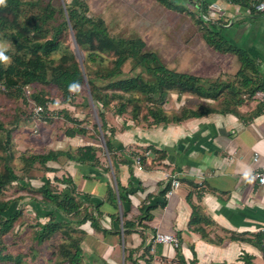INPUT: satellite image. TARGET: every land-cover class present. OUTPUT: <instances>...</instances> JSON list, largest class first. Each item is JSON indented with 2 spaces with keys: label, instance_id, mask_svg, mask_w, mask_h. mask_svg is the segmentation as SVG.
Returning a JSON list of instances; mask_svg holds the SVG:
<instances>
[{
  "label": "trees",
  "instance_id": "trees-1",
  "mask_svg": "<svg viewBox=\"0 0 264 264\" xmlns=\"http://www.w3.org/2000/svg\"><path fill=\"white\" fill-rule=\"evenodd\" d=\"M56 2L58 0H5V5H0V35L2 38L10 40L13 45V50L7 51L11 55V61L7 65H3L0 58V91L15 98H22L28 105L34 103V107L29 112L32 119L37 115L35 113L36 105H41L44 108L42 115L48 111L49 100L46 98L48 85L60 91L64 100L69 101L73 97L72 92L78 93L85 82V74L79 62L63 42L67 39L64 33L70 28L74 31L78 45L87 51L88 62L100 63L95 76L87 74L90 76L88 82L98 109L106 147L110 155L116 153L117 148L112 137L109 136L114 130H108L105 108L114 109L118 115L125 114L131 108L133 119L140 120L143 108L140 102L146 101L147 110L142 119L150 122V125L179 123L215 110L213 105L209 104L200 105L198 109L183 107L180 113L170 117L163 106L171 92L176 91L179 96L192 94L215 100L225 92L221 88L222 83L218 80L205 79L202 76L171 69L163 63L156 52L146 49L147 44L141 38L125 39L111 35L104 18H95L90 15L88 5L84 0H72L65 3V10L61 6L62 11L60 8L58 9ZM170 7H173L172 2H170ZM30 8L32 9L30 10ZM35 9L39 12H34ZM58 12L64 15L65 21L56 25L54 22ZM201 29L210 46L220 52H234L242 61V69L234 75V79L238 81L237 87L233 83L235 80H230L224 85L233 99L241 101L244 94L251 97L258 90L264 91V80H258L255 62L250 60L249 54L245 50L225 42L212 29L207 27ZM8 54L7 56H9ZM56 54L59 56L57 57ZM108 59L111 62L105 66L104 61ZM129 59L135 61V67L143 66L148 78L145 73L135 74L125 79L123 77L116 78L123 72V67ZM97 80L105 81L106 84L103 83L104 85L100 86L96 82ZM114 100H117V104L112 107ZM263 111L264 107H261L254 114L257 115ZM35 118L40 119L37 116ZM0 130L4 134L0 140V148L4 153L3 156H0L4 163L3 170L0 172V264H28L23 255L14 254L8 250L6 243L4 244L5 237L18 231V222L25 215L22 205L16 208L14 206V203L25 196L19 195L13 198L4 196V191L14 181H18L24 188L33 192L30 203L33 204L37 219V229L34 232L35 241L42 244L60 233L63 241L59 245L58 251H54L55 263L58 264L59 261L60 264H84L82 241L85 230L81 227L89 223L96 230L115 233L102 226L103 211L101 208L103 202H97L90 194L79 191L74 177L71 175L61 179L56 177L55 180L44 175L41 186L32 188L30 182H24V179L15 173L11 165V159L14 157V154L9 153L13 139L12 131L1 119ZM85 131V127L71 128L68 133L74 136ZM109 132L110 134H108ZM97 151L98 146L88 144L78 148L76 153L48 150L42 154H30L23 159H25V166L40 165L47 172L56 171L49 168V163L57 162L61 156H66L69 160L82 165L102 168ZM146 151H153L155 154V158L151 159L152 165L155 161L159 162L167 158L165 149L152 147ZM130 153L131 159L136 155L141 156V153L132 150ZM117 158L115 156V160ZM131 159L125 158L123 163L131 164ZM141 159L145 167L150 166L147 162L149 159L145 154L141 156ZM118 162L116 160L114 166H117ZM104 170L109 171V168L105 167ZM116 182L118 195L115 189L110 186L109 197L116 211L113 217L115 216L120 222L117 202L120 199L124 208V203L127 202L130 193V186H123L118 179ZM169 187L170 185H167L163 192L166 193L170 189ZM192 207L191 227L200 232L207 241H213L210 233L202 226L209 225L210 218L202 214L199 206L193 204ZM147 208V204H143L139 217L140 223L143 219L152 218L149 212L150 208ZM125 215L126 210L123 211L122 225L124 236H127L136 231L137 225L136 221L127 220ZM42 218H45L46 221H40ZM231 237L234 240L239 239L252 243L264 254V235L262 233L257 234L254 238H246L242 235ZM158 248H160L158 252L161 253V247L158 246ZM151 250V244L145 247V254L148 255L147 264H151L154 257L153 254H149ZM136 251L138 252L139 249L127 250L125 246V264H141L135 256ZM176 252L175 264H197L196 259L189 262L186 260L181 245L176 248ZM146 255L143 254V257ZM244 259V264H257L252 261V257L249 255L244 256Z\"/></svg>",
  "mask_w": 264,
  "mask_h": 264
},
{
  "label": "crops",
  "instance_id": "crops-1",
  "mask_svg": "<svg viewBox=\"0 0 264 264\" xmlns=\"http://www.w3.org/2000/svg\"><path fill=\"white\" fill-rule=\"evenodd\" d=\"M197 2L195 7L205 17L204 21H199L200 27L212 29L225 42L245 50L250 60L255 62L258 80L263 81L264 13L256 10L255 0ZM201 32L204 33L202 29ZM236 57L232 67L217 66L219 76L214 80L222 83L221 88L225 92L215 100L197 96L199 105H213L214 111L179 123L164 124L156 132L127 129L113 140L117 150L121 151L132 143L131 136H134V143L140 148L135 152L141 153V156L151 153L147 160L150 166L142 164L140 167L135 161L137 155L131 159V150L124 149L123 156L131 159V164L122 161L115 166L118 169L116 179L123 186H130L125 209L120 199L117 202L120 222L113 217L116 211L109 197L110 186L118 195L117 184L114 188L103 168L90 165H87V171L76 168L75 173L81 172L82 181L87 183V187L79 191L90 194L97 202H103L102 226L115 232L104 233L87 223L88 228L93 230L89 235L95 234L100 241L105 239L102 246L105 251L108 248L110 256L116 250L125 252V246L127 250L139 249L138 253L146 255L145 247L151 244L149 254L169 259L168 262L174 264L176 247L155 241L157 233H167L179 237L188 262L196 259L197 264H244V256L249 255L254 263L264 264V254L258 247L231 237L264 235V183L259 181V174L264 173V111L254 114L264 107V103L246 94L241 101H237L239 99L235 100L228 94L224 85L235 80L233 83L237 87L234 75L243 67L239 56ZM194 97L186 95L183 99L185 102V98L191 100ZM152 147L165 149L167 158L152 165L151 159L155 158V154L146 151ZM255 156L259 157L257 161ZM72 176L75 178V174ZM174 178L180 181L179 187L172 194L168 193L169 190L164 193L167 185L171 188ZM143 204L150 208L152 218L143 219L140 223ZM193 204L210 218V224L202 226L213 241H207L191 227ZM124 210L126 219L136 221L137 225L136 231L127 236H124L122 225ZM158 246L162 249L161 253Z\"/></svg>",
  "mask_w": 264,
  "mask_h": 264
},
{
  "label": "rangeland",
  "instance_id": "rangeland-1",
  "mask_svg": "<svg viewBox=\"0 0 264 264\" xmlns=\"http://www.w3.org/2000/svg\"><path fill=\"white\" fill-rule=\"evenodd\" d=\"M71 1L58 0L56 6L58 9H61V6H63L65 10V3ZM84 1L88 5L90 15L95 18H104L111 35L125 39H143L147 44L146 49L156 52L163 63L173 70L198 76L203 75L202 77L205 79L207 77L215 79L219 76L217 66L222 65L227 69L232 67L237 61L238 57L233 52H220L213 49L207 40L205 42L203 38L204 33L201 32L199 22L204 21L205 17L195 7L198 4V0H194V2L190 0ZM170 2H172L173 7H170ZM37 11L39 12V10L35 9L34 12ZM64 21V15L58 12L54 24H61ZM64 34L67 36V39L63 41L64 44L74 54L85 74L84 84L78 93L76 91L72 92L73 97L71 100L65 101L60 91L48 85L46 88V98L49 100L47 103L48 111L44 115H42L43 113L37 114L35 112L36 116L40 119L35 118L36 116L32 119L29 112L34 107V103L28 105L22 98H15L4 91H0V119L12 131L13 139L10 144L9 153L14 154V157L11 159V165L15 173L23 178L24 182H30L34 189L41 186L44 175L55 180L56 177L61 179L67 175L72 176V174H75L74 180L78 190H84L87 187V183L82 181L81 172L78 174L75 173V170L78 167L87 171V165L76 163L69 160L66 156H61L57 162L49 163V168H53L56 171L47 172L40 165H35V167L30 165L25 166V159L23 158L30 154H42L48 150H63L76 153L78 148L93 144L98 146L97 154L101 160L100 167L103 169L105 167L109 168V171H106L107 175L114 188H116L118 169L115 168L114 162L118 160L121 163L125 160V156H123L124 149L139 151L140 148H138V144L134 143L136 142L134 136H131L132 143L125 146L123 150H117L116 153L110 155L106 147L98 109L93 100V93L88 82L89 75H96L95 72L100 63L88 62V53L78 45L74 31L71 28ZM11 50H13V45L10 40L2 38L0 35V58L3 65H7L11 61V55L7 53V51ZM56 56L58 57L59 54H56ZM110 62L111 60L109 59L105 60L104 65L108 66ZM141 73H145L143 66L135 67V61L129 59L123 67V72L116 78L123 77L125 79ZM145 76L148 78L147 74ZM96 82L100 86L106 84L105 81L101 80H97ZM29 90L32 91L31 89ZM34 91L37 90L34 89ZM178 95L176 91L171 92L167 102L163 106L170 117L176 113H180L183 107L191 109L199 108L197 95H193L195 97L191 100L185 98V102L183 96L192 94H184L180 98ZM137 96L139 97V95ZM182 102L184 103L182 104ZM116 104L117 100H114L112 107ZM140 104L143 106L140 120L133 119L131 108L123 115L116 114L112 108H105L108 130H114V134L109 135L113 140H116L127 129L131 131L139 129L143 130L144 133V131L156 132V130H160L164 126V124L150 125V122L143 120L142 116L146 113L147 102L142 100ZM82 127L86 128L84 133H77L74 136L69 135V129ZM3 136L4 134L0 130V140ZM3 155L4 153L0 148V156ZM115 156L118 157L116 160ZM3 164V160L0 159V172L3 170ZM4 193V196L7 198L19 195L25 196L20 201L14 203L15 208L23 206L25 215L18 222V231L11 233L4 239V244L6 243L8 250L16 255H23L28 264H56L54 251H58L63 237L62 234L57 233L49 241L42 244L35 241L34 232L37 229V219L33 204L30 203L33 192L26 187L24 188L18 181H14L6 188ZM40 221L45 222L46 219L42 218ZM81 228L85 230L82 241L84 264H125L124 251L116 250L115 254L113 253L110 256V254H107V251L109 252L108 248L105 251L104 246H102V243L106 242L105 239L102 238V241H100L99 237L95 234L89 235L93 230L88 228L87 224ZM135 256L138 260H141L139 261L141 264H147V259L143 257L142 252H137ZM168 260L154 256L152 264H170ZM58 264H60L59 261Z\"/></svg>",
  "mask_w": 264,
  "mask_h": 264
},
{
  "label": "built area",
  "instance_id": "built-area-1",
  "mask_svg": "<svg viewBox=\"0 0 264 264\" xmlns=\"http://www.w3.org/2000/svg\"><path fill=\"white\" fill-rule=\"evenodd\" d=\"M255 7L257 11L264 13V0H255ZM251 97L255 100H258L264 103V91L263 90L256 91ZM35 111L37 114H41L44 112V108L41 105H36ZM149 156H151V153L147 152V157ZM258 158L259 157L255 156L254 160L257 161ZM135 161L140 167H142L143 163H142V159L140 156H136ZM259 181L261 183H264V173L259 174ZM179 185H180V181L177 178H174L172 180V185L168 193L172 194L174 192V189L179 187ZM155 241L159 243L170 244V245L175 246L176 248L180 246V241L178 237L174 234L157 233L155 236ZM144 258H147V256Z\"/></svg>",
  "mask_w": 264,
  "mask_h": 264
},
{
  "label": "clouds",
  "instance_id": "clouds-1",
  "mask_svg": "<svg viewBox=\"0 0 264 264\" xmlns=\"http://www.w3.org/2000/svg\"><path fill=\"white\" fill-rule=\"evenodd\" d=\"M0 5H5V0H0Z\"/></svg>",
  "mask_w": 264,
  "mask_h": 264
}]
</instances>
